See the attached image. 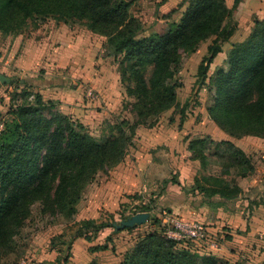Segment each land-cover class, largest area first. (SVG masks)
I'll list each match as a JSON object with an SVG mask.
<instances>
[{"label": "trees", "instance_id": "1", "mask_svg": "<svg viewBox=\"0 0 264 264\" xmlns=\"http://www.w3.org/2000/svg\"><path fill=\"white\" fill-rule=\"evenodd\" d=\"M237 2L227 8L225 0H187L178 20L171 18L160 33L139 37L141 22L130 13L132 0H0L3 35L19 33L26 26L35 30L52 19L55 25H81L104 37L103 51L117 65L129 100L125 104L129 102L132 115L131 120L106 123L101 135L95 137L88 127L61 113L56 102L44 101L26 83L17 81L21 88L10 97L0 130V250L10 243L35 203L44 213L72 219L83 190L96 174L123 161L136 128L154 125L164 112L179 106L176 91L181 86L178 74L182 55L194 53L200 43L212 38L197 69L198 82L204 83L211 62L221 50L220 43L235 30L232 16ZM226 62L227 69L216 70L207 87L208 116L233 138L251 135L264 139L263 21L255 22L243 42L232 45ZM148 117H154L153 121L147 122ZM224 143L222 152L228 153L238 174H249L252 166L243 152L230 142ZM211 145L215 148L219 143L191 140V159L204 167L209 157L217 156ZM225 168L222 172L228 174ZM201 180L209 186L195 178L192 188L203 191L207 198L217 195L231 200L240 193L223 174L201 176ZM137 212L150 213V209L132 214ZM155 225L157 230L146 233L121 264H220L210 254H199L192 243L183 246L165 238L159 219ZM106 226L108 223L94 219L81 220L71 238L91 242L94 235L80 233V228L93 227L96 234ZM176 246L185 250H176ZM88 250L105 251L107 245L90 246ZM69 257L67 254L62 264Z\"/></svg>", "mask_w": 264, "mask_h": 264}, {"label": "crops", "instance_id": "2", "mask_svg": "<svg viewBox=\"0 0 264 264\" xmlns=\"http://www.w3.org/2000/svg\"><path fill=\"white\" fill-rule=\"evenodd\" d=\"M132 1L130 13L141 22L139 37L162 32L167 21L179 19L187 3ZM234 1L225 0L226 7L231 8ZM232 21L235 30L220 43L221 50L204 83L198 82L197 69L211 43L192 54L191 77L179 79V106L164 112L152 126H138L123 161L107 172H98L86 186L75 214L79 221L96 220L98 216L91 212L96 204L99 214L111 213L110 204L118 210L123 204L148 201L156 205L158 214L170 213L205 226L208 240L195 245L199 254H210L220 264H264V139L251 135L233 138L220 129L208 116L210 97L205 93L216 70L227 69L226 57L232 45L243 42L255 22H264V0H238ZM105 41L84 26L55 25L48 19L27 34L0 35V74L18 78L44 101L56 102L61 113L97 131L122 119L128 99L116 64L102 54ZM87 88L97 93L96 100H90ZM193 139L219 143L215 148L211 145L216 152L225 148L224 142H230L247 157L252 171L246 176L224 174L223 163L217 164L213 156L203 167L199 160L191 159L188 144ZM212 164L218 165V171H210ZM220 174L240 189L234 199L207 198L203 191L192 188L195 178L208 187L201 176Z\"/></svg>", "mask_w": 264, "mask_h": 264}, {"label": "rangeland", "instance_id": "3", "mask_svg": "<svg viewBox=\"0 0 264 264\" xmlns=\"http://www.w3.org/2000/svg\"><path fill=\"white\" fill-rule=\"evenodd\" d=\"M30 31H32V29L26 26L19 33H10V35L16 36L18 34H27ZM0 35L3 34L0 33ZM211 41L212 38L200 43L198 49H207V46ZM206 53L207 50H205V54ZM102 54L106 56L105 51H103ZM192 54L183 53L182 66L180 73L178 74L179 79H182L183 75L187 79L188 77H191L190 71L193 70L191 66L193 65V58H191L193 56ZM110 58L112 59V57ZM9 78L11 79V83H0L1 122L4 120L5 113L8 110L10 97L21 88L17 86L18 78ZM94 93L95 98L93 100L90 99L91 101L97 99V93L95 91ZM205 93H208V89H206ZM207 96L209 98L208 94ZM6 98L8 99V102H6ZM126 101L129 100L127 99ZM131 101L133 102L134 100L132 99ZM193 101H195L194 98L190 101V105ZM128 103L129 102H127V104ZM127 104H124V111H126L127 114H122L124 120L127 116L129 119H132V115L130 116L131 113L129 111L131 107ZM153 119L154 117H148L147 122H151ZM117 121L119 122V119L114 122ZM102 130V128L97 129V131H95V129H89L90 133L95 137H99ZM222 149L216 152L217 156H213L216 163H224L223 167H226L225 169H227L228 174L231 172L236 173L237 170H235L234 164H231L232 162L229 160L228 153L222 152ZM209 169L214 172L218 171V165L212 164ZM98 205L99 204L93 205L91 207V212L98 216V218H96L97 223H108V226L104 227L96 234L92 233L94 231L93 227L88 229L80 228V233H90L91 237L94 235V238L90 243L80 237L76 239L71 238V235H73V233L80 227L81 221L79 220L81 218L74 216L72 219H67L60 214L42 212V207L38 203L31 205L30 213L19 227L18 232L12 237L10 243L0 250V264H62V259L67 254L70 255L69 260H71L70 262L68 260L66 264H87L90 262L93 264H121L134 245L142 237H145L146 233L157 230L156 228H158L155 225L158 221L156 216L158 217L161 213L158 214V211H156V205L149 203L148 201L144 203L142 201H136L134 203L123 204V207H120L118 210L113 208L116 207L115 205L110 204L108 207L111 213L100 211L99 214L95 211L98 208ZM146 208L150 209V216L144 224L135 226L138 227L137 229H114L113 224H118L120 221L132 215L134 211ZM101 244H106L107 250L96 251L94 253L88 250L90 245L94 246ZM175 249L185 250L180 246H176ZM188 252L192 255H196L192 251Z\"/></svg>", "mask_w": 264, "mask_h": 264}, {"label": "built area", "instance_id": "4", "mask_svg": "<svg viewBox=\"0 0 264 264\" xmlns=\"http://www.w3.org/2000/svg\"><path fill=\"white\" fill-rule=\"evenodd\" d=\"M86 94L90 99L95 98V93L91 88L86 89ZM2 128L3 122L0 121V130ZM158 219L160 221L162 235L165 238L177 241L183 246H188V243L201 245V243H205L208 240L206 228L202 223L186 221L166 212L161 213Z\"/></svg>", "mask_w": 264, "mask_h": 264}, {"label": "water", "instance_id": "5", "mask_svg": "<svg viewBox=\"0 0 264 264\" xmlns=\"http://www.w3.org/2000/svg\"><path fill=\"white\" fill-rule=\"evenodd\" d=\"M9 82V78L0 74V83L8 84ZM149 216L150 214L148 212H137L120 221L118 224H113V227L115 230H121L124 228H132L134 226L142 225L148 220Z\"/></svg>", "mask_w": 264, "mask_h": 264}]
</instances>
